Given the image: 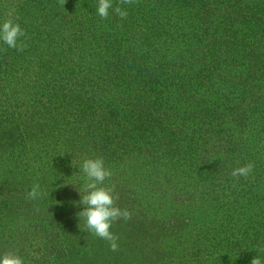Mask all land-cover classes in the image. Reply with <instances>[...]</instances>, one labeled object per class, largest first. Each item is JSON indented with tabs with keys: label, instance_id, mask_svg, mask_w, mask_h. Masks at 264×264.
<instances>
[{
	"label": "trees",
	"instance_id": "obj_1",
	"mask_svg": "<svg viewBox=\"0 0 264 264\" xmlns=\"http://www.w3.org/2000/svg\"><path fill=\"white\" fill-rule=\"evenodd\" d=\"M98 3L0 0L27 44L0 41V256L264 261V0H136L124 20ZM89 158L131 212L115 252L77 216Z\"/></svg>",
	"mask_w": 264,
	"mask_h": 264
},
{
	"label": "clouds",
	"instance_id": "obj_2",
	"mask_svg": "<svg viewBox=\"0 0 264 264\" xmlns=\"http://www.w3.org/2000/svg\"><path fill=\"white\" fill-rule=\"evenodd\" d=\"M135 2L136 0H119L118 6L113 8L112 0H99L96 13L102 19H107L109 9H112L121 20H124L127 19L128 12L119 5L131 6ZM60 3L64 6L66 0H60ZM9 16L11 17V14ZM25 36L26 33L20 24L14 23L11 18L0 24V41L7 45L8 48L23 52L27 44L21 38ZM253 169L254 164L250 162L233 169L231 176L237 179L240 177L247 179ZM80 172L83 173L84 184L82 188L77 189L81 196L78 203L83 205L84 208L77 213V216L79 220L83 219L84 227L88 232L108 242L110 251H118L119 236L114 234L111 228L119 221L130 220L131 212L127 208L121 209L117 206L119 197L115 194V186L105 183L111 180L113 172L105 167L103 158L85 159L79 168ZM81 192H83V195H81ZM43 195L44 193L37 183L27 192L26 199L35 201ZM0 264H24V260L17 253L7 251L0 256ZM251 264H264V261L259 256H255L251 260Z\"/></svg>",
	"mask_w": 264,
	"mask_h": 264
}]
</instances>
